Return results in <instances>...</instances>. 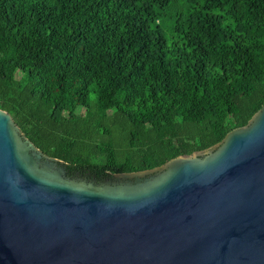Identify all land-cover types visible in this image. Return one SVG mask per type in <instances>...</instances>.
Listing matches in <instances>:
<instances>
[{
	"label": "trees",
	"instance_id": "obj_1",
	"mask_svg": "<svg viewBox=\"0 0 264 264\" xmlns=\"http://www.w3.org/2000/svg\"><path fill=\"white\" fill-rule=\"evenodd\" d=\"M174 1L0 0V109L86 170L218 143L264 100V0H182L161 24Z\"/></svg>",
	"mask_w": 264,
	"mask_h": 264
},
{
	"label": "water",
	"instance_id": "obj_2",
	"mask_svg": "<svg viewBox=\"0 0 264 264\" xmlns=\"http://www.w3.org/2000/svg\"><path fill=\"white\" fill-rule=\"evenodd\" d=\"M0 264H264V100L140 171L64 165L0 109Z\"/></svg>",
	"mask_w": 264,
	"mask_h": 264
},
{
	"label": "rangeland",
	"instance_id": "obj_3",
	"mask_svg": "<svg viewBox=\"0 0 264 264\" xmlns=\"http://www.w3.org/2000/svg\"><path fill=\"white\" fill-rule=\"evenodd\" d=\"M181 2H182V0H175L167 8L161 10L159 22L161 24L169 23V21L172 19V16H174V13L179 9L178 4ZM166 35H167V39L169 40L171 38V33L168 31Z\"/></svg>",
	"mask_w": 264,
	"mask_h": 264
}]
</instances>
